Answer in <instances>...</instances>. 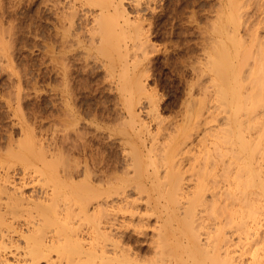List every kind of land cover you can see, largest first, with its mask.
Returning a JSON list of instances; mask_svg holds the SVG:
<instances>
[{
	"label": "bare ground",
	"instance_id": "obj_1",
	"mask_svg": "<svg viewBox=\"0 0 264 264\" xmlns=\"http://www.w3.org/2000/svg\"><path fill=\"white\" fill-rule=\"evenodd\" d=\"M152 1L6 0L10 15L33 10L37 46L36 68L17 72L12 50L7 75L18 98L28 69L32 89L50 75L52 135L48 148L21 133L8 151L45 194L0 172V264H264V18L246 15L250 0H218L199 68L209 80L196 100L190 83L180 116L167 119L146 82L153 35L193 21L195 0ZM3 16L0 60L5 39L14 48L18 38ZM99 72L113 102L92 108L82 92L97 91Z\"/></svg>",
	"mask_w": 264,
	"mask_h": 264
},
{
	"label": "rangeland",
	"instance_id": "obj_2",
	"mask_svg": "<svg viewBox=\"0 0 264 264\" xmlns=\"http://www.w3.org/2000/svg\"><path fill=\"white\" fill-rule=\"evenodd\" d=\"M2 1H1L2 3L1 2L0 3L1 4L4 3L2 6L5 9L0 7V13H1L0 17L4 15L3 17L6 20V17H5V15H6L7 19L10 18V20H11L10 22H12L16 27L14 29L12 28L13 31L15 29H17V31L14 32L15 33L14 37L16 38V36H17L18 38L16 40L17 42H15V40H14V42L16 43V45L14 44V48L12 47L13 46L12 42H9L10 39L8 40V37H7L8 41H6V39H5V45L4 46L7 48L6 52H8V51L9 52H8V55L1 56V60H0V148H1L0 149V161L1 160L3 162L5 161L4 164H2V161L0 162V172L3 173L6 169H8V171L7 170L6 171L9 172L8 174H10V176H12L13 179H16L17 181L20 179H23L26 182V184L23 188L25 194H27V195L32 194L34 196H37L40 193H42V195H43V194H45V190H44L45 186H43L41 184L42 181L36 180V179H38L39 174L35 173L36 171H34V168H32L31 166H29V167L32 169H30L29 167L27 169H25L23 167L22 163H20L19 161L17 162L16 160H10V158L8 156V153H9L8 151L10 149H12V147H14L13 149H15V145H17L18 139L21 138V133H22V137H23V135L26 134L25 132H27V134H32L34 132L33 135L34 134L36 136L39 135V137L38 136L37 137L43 139L42 140L43 144H45V146L46 147L48 146V148H49L48 142H51L50 136L52 135L51 134L52 131H50V130H52V126H50L51 125V123H50L51 117L49 116L50 115V109H51L50 108L51 107V104H50V102H51V91H48V90H50L49 88H50L51 78H50V75L48 73H43L44 75H42V77H40L39 81H37L38 83L37 82L35 83L36 86L34 85V87H36V88L33 87V89H32L31 81H33V78H31V77H33V75H34L33 71H35V70L30 71V69L36 68V64H37L35 61L36 50H37V46L35 45V43H36L35 38L36 37H34L35 35L31 32V26H30V23H31L30 21H33V19H32L33 18V16H32L33 10L31 8H28V7L22 8V10L21 9L19 10L20 13H19V11L17 12L20 15H18L16 13L17 15L15 14L13 16V15L9 14L10 12L8 10H6V8H8V6L10 5L9 2L7 3L6 0H2ZM156 1H157L156 3H158V4L155 3V0H153L152 3L154 2L153 5H156V6L159 5V6H157V8H159L164 0H156ZM261 1H264V0H257V1L256 0H250V2L248 1L249 6H247V9H246L247 14L246 15H248L251 20L258 19V17L260 19L264 18V17H262V14H264V13H262V11H259L261 9V5H259V4H262ZM217 3H218V0H213V1L212 0H195L194 11L196 13H194L195 16L193 15L194 18L192 17L193 21L191 20V22H190L189 20L187 21V19L185 21V18H184V20L179 21V23L175 25V27H174L175 29L170 28V24H169V22H167L168 24L166 23L161 28L162 31L160 33H158L159 35L158 34H157V36L153 35V40H154V44H155L154 49L155 50H154V52H152L150 54L151 55L150 57L152 58V60L150 59V63L148 64V71H147L148 75H146L147 76L146 82H148L151 85V87L152 86H153V88L155 87L154 88L155 91L157 90L156 91L157 96L160 98L162 109L165 107L163 110L164 111L163 112L164 117H166V118L168 117L167 119L172 118L175 120L176 117L178 118L180 116L179 114L181 112V109L184 106L182 103H183L185 97H187L188 86L190 83L193 84V86H194V87L192 86V89H190V90L194 91V92L191 91V93L193 95L195 94L196 96L199 93V91L197 93L198 87L200 89L203 87L204 83L207 84L206 80L208 79L207 78L208 74L205 75L207 72H204V71L201 72L200 69H201V67H203V63L205 61L203 59V56L205 57V55L209 51V49H207V48L209 47L208 45L211 43V38L209 37V36H211L210 27H212L211 24L214 23L212 21L213 20L215 21L214 16L216 13L215 9L218 8V7H216V6H218ZM214 4H216V5H214ZM255 4H256V6H255ZM257 5H258V8H257ZM157 8H156V10H158ZM4 10L7 12H4ZM166 19H167V16H166ZM262 20H264V19H262ZM188 22H190V25ZM262 23H264V21H262ZM5 24H3L2 27H5L4 26ZM262 25H264V24H262ZM6 26H7V28H6V30H4V31H6L5 33H7L8 28H10L8 23L6 24ZM262 30H264V28H262ZM205 32H206V34H204ZM5 33L3 32V34H5ZM9 46L11 48H9ZM204 48H206V49H204ZM205 50H207V53H205L206 52ZM11 51H12V53L10 54ZM9 54H10V57L13 56L14 60H12V62H14V64H16V62H17V64H16L17 65L16 68H18V69H16L17 72H18V70H20L19 69L20 65L22 68L23 62L27 65L29 63L28 66H30L29 67L30 69H28L26 72L29 75L30 74H32V75L29 76L26 73L28 75L27 76L28 78H26V75H25V77L22 75V78H24L25 80L28 79L27 82L29 81L28 82L29 84H27L28 86L24 85V88H22L25 90H22L21 98L20 97L18 98V95L15 92V91H17V88L15 86L16 82L14 83V81L12 79L10 80V77L13 78V75H9V76L7 75L10 71V68H11V65H10V67L7 66L8 61L6 62V60L9 57ZM29 55H31L32 57ZM23 57L25 59L27 58V60H25ZM29 59H31V60L29 61ZM31 61H32L33 65H32ZM19 62H20V64H19ZM198 62H199V64H198ZM1 66L4 68H2ZM191 66H193V68H191ZM195 67L198 71L194 70V72H193V69H195ZM149 69H150V71H149ZM29 71L32 73H29ZM200 72H201L202 76L200 75ZM22 73H23V71L20 72L19 74H22ZM99 74H100V72H99ZM99 74L97 73L96 76L98 77ZM197 77H200V78H197ZM101 78L102 77L100 74V77L97 78L98 82L96 81L98 89L95 93L93 90H91L93 92L92 93L89 90V88L88 89L86 88L82 92L84 99L85 100L88 99L87 102L91 103L92 108H95V106L97 105L96 103L101 99L104 100L105 101L104 104L108 105V106H110L111 103L113 102V101H111L112 100L111 99L112 93L108 90V87H106V85L108 83H107V81L104 82L103 78H102L103 82H101ZM13 79H15V78H13ZM201 81L204 83L201 84ZM192 82H195V84ZM198 82L201 85H199ZM92 83L95 84V82H92ZM93 84H92V86H93ZM100 84H102V85L100 86ZM101 87H102V89H101ZM87 90L91 94H88L89 92ZM85 93H86V95H85ZM82 95H81V97H82ZM195 95L193 96V98L195 97ZM194 99L196 100V97ZM104 101H102V102H104ZM32 107H33V109H32ZM258 120H261V118H259ZM40 122H42V123H40ZM29 127H30V129H29ZM261 129H262V126H261ZM31 131H33V132H31ZM254 131H255V128L250 130L251 135H253V136L257 135V134H255L256 131L255 132ZM261 134H264V131H262ZM262 136H264V135H262ZM92 144H93L92 148H94V149L97 147L96 145H98V146L100 145V142H99L97 137H94ZM107 146L110 147V145H107ZM48 148H46V149H48ZM76 156H77V153L74 155V157L76 158ZM82 158L83 157H81V159ZM88 158L89 157H87V159ZM9 161H10V164L7 163ZM89 161H90L89 164H91L90 158L88 159V162ZM36 176H37V178H36ZM2 201H1L3 204L2 206H4V199ZM10 216L11 215L8 216L9 219L12 218ZM30 218L31 217L26 215V212H24V214L19 216V217H14V220H12V219L11 220L14 221V223L16 225L21 224L22 226L20 225V228H18L19 226H16L14 224L13 227L17 230L21 229V227L24 229V226L26 228V225H27L26 223H27L28 219H30ZM258 218L260 219V222H259L260 228H258L259 229L258 231L261 232V230H264V212L260 213ZM241 243H242V241H241ZM13 247H11V250L14 251L15 246H13ZM40 264H44V262H41Z\"/></svg>",
	"mask_w": 264,
	"mask_h": 264
}]
</instances>
